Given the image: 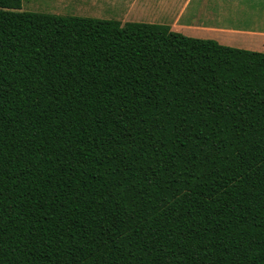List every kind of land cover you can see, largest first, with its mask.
Segmentation results:
<instances>
[{
  "label": "trees",
  "instance_id": "1",
  "mask_svg": "<svg viewBox=\"0 0 264 264\" xmlns=\"http://www.w3.org/2000/svg\"><path fill=\"white\" fill-rule=\"evenodd\" d=\"M0 264H264V52L0 0Z\"/></svg>",
  "mask_w": 264,
  "mask_h": 264
},
{
  "label": "crops",
  "instance_id": "2",
  "mask_svg": "<svg viewBox=\"0 0 264 264\" xmlns=\"http://www.w3.org/2000/svg\"><path fill=\"white\" fill-rule=\"evenodd\" d=\"M88 17L169 25L184 35L264 52V17L251 13L257 0H58ZM83 16V15H79ZM253 25V26H252Z\"/></svg>",
  "mask_w": 264,
  "mask_h": 264
},
{
  "label": "rangeland",
  "instance_id": "3",
  "mask_svg": "<svg viewBox=\"0 0 264 264\" xmlns=\"http://www.w3.org/2000/svg\"><path fill=\"white\" fill-rule=\"evenodd\" d=\"M80 4H84L89 0H75ZM79 6L75 5L62 7L58 0H22V10L35 11V12H45V13H57V14H70V15H83L88 16L89 13L86 11H76L79 10ZM252 8L251 13L256 16L264 17V0H257L256 5H250ZM253 26V25H252ZM264 26V24L262 25Z\"/></svg>",
  "mask_w": 264,
  "mask_h": 264
}]
</instances>
